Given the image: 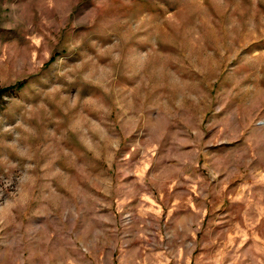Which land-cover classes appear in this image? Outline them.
Instances as JSON below:
<instances>
[{
    "label": "rangeland",
    "instance_id": "1",
    "mask_svg": "<svg viewBox=\"0 0 264 264\" xmlns=\"http://www.w3.org/2000/svg\"><path fill=\"white\" fill-rule=\"evenodd\" d=\"M5 87L0 264H264V0H0Z\"/></svg>",
    "mask_w": 264,
    "mask_h": 264
},
{
    "label": "trees",
    "instance_id": "2",
    "mask_svg": "<svg viewBox=\"0 0 264 264\" xmlns=\"http://www.w3.org/2000/svg\"><path fill=\"white\" fill-rule=\"evenodd\" d=\"M19 86H21V85H19ZM7 90H9L7 87H5V88H1V89H0V93H2V92H4V91H7Z\"/></svg>",
    "mask_w": 264,
    "mask_h": 264
}]
</instances>
